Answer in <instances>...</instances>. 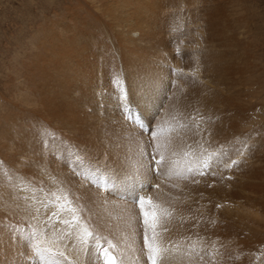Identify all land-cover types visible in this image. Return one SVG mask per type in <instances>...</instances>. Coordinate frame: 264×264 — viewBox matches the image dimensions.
Listing matches in <instances>:
<instances>
[{"label": "bare ground", "instance_id": "1", "mask_svg": "<svg viewBox=\"0 0 264 264\" xmlns=\"http://www.w3.org/2000/svg\"><path fill=\"white\" fill-rule=\"evenodd\" d=\"M88 1L87 4H89V7L97 9L98 13L95 12L97 15L89 13L91 11L87 14H83L84 12L82 13V11L85 9V6H83L82 2L72 7L62 1V3H60V8L56 10L58 13L54 15V18L45 19L42 21L41 25L39 23L37 27H34L35 37L42 34V38H38L37 41L35 40V52L30 60L31 62H29L30 64L24 66L26 75L23 76L26 80L27 95L30 94L32 97V101L29 104L31 105V111L29 112L32 115L31 120L33 123H43L47 127L52 128L54 132L51 133V135L54 134L56 137L54 141L63 139L61 141H68L69 143L74 142L73 145L75 148L72 150L81 148L86 149L88 151L87 160L95 162L94 164L91 163V165L96 167V171L98 169V172H102L104 177L116 180L117 187L108 193H101L98 188L99 191H96L90 183L91 178L85 175V172H82L83 168L80 167L81 164L79 161H75L74 159L59 161V157L65 156V153L71 150L72 146L69 143H67V146L63 149L54 142V146L50 148V153L58 157L55 159L46 156V158H44L43 155L46 153L44 151L41 154L39 151V140H35L27 147L28 150L33 151L36 157L30 158L32 179L29 189L12 191L7 184L8 188H5V193L0 195V264H48L44 263V260L40 262V259L36 256L32 262L35 258L37 262L36 260L34 263L31 262L34 253L31 250V241L29 242V240L34 230L38 233L41 229H45V239L48 241L53 239L54 233L55 236L58 237L62 234V231L66 230L65 225L54 223L55 220L53 218H47V214H50L56 205L59 209L56 211L60 214L59 221L70 218L67 210L61 211L59 207L61 204H66L67 202L63 198L57 200V197L65 196L69 201H72V207L78 208V215H82L84 219L90 222L106 225L103 230V235L110 238L116 245L110 252H113L112 254L119 257L120 264H145L147 247L144 240H142L144 233L139 229L141 225H138L140 221L137 220V211L129 202L132 199L124 201L125 199L123 200L119 197V186L123 184L120 181L124 179V176L121 177L119 173L124 172L126 168H128V164L131 165L132 169L134 167L137 168H134L136 170V174L133 176V182L135 184L137 183L138 186H140L141 183L152 185V180L146 179L142 175L145 169L144 163L140 162V165L138 164L139 162H137L134 163V165L132 162H135V160H132L131 163L127 161V164L125 160L128 159V157L125 159L123 155L124 147H126L124 142L126 139L124 140L123 137H126L128 133H132L130 127L132 128L133 126L130 125L131 123L128 124L129 122L126 120L125 114L130 113L129 116L131 120L135 122V125L139 126L140 123L143 122L146 126L147 121H145L144 117L140 114V107H143L145 104L149 109L148 115L156 112L158 113L157 120L160 121L161 119L160 123L163 122V118L172 122L167 123L171 124L169 125L170 127H167V125L165 126L173 130V132H171L172 134H168L169 139L166 141L167 148L165 147L168 150L167 154L169 152L172 158V160L170 158L173 162L172 174L178 172L186 162H193L190 159L194 158V156L199 153L198 151H200V153L203 151L198 149H205L208 145V147L211 146L210 144L212 143L204 146V141L206 139L204 132L208 129L210 132V140L214 142L212 145H215V147H213L216 153L213 157L217 159L216 165L218 164V169L221 170L223 167V160L228 159V157H221L220 155L223 149L222 143L224 147H226L223 150L231 154V159L237 156L234 150V144L236 142L235 137L238 127L236 119L240 111L238 110L239 104L237 105L236 103V90H234L237 84L233 77L237 72L236 65L233 66L231 62L228 61L226 63L221 61L220 59L222 57H219V55L215 56V60L206 59L212 57L211 55L219 49L218 43L224 39L223 34L218 28L219 22L217 19L214 18L212 20L213 16H209L212 25L210 28L213 30V32H211L213 36L211 35L212 37H210L208 35L209 38H211L209 45L204 46V42L201 38V42L197 40L198 43L196 41L197 44L193 43L194 46L192 45L193 47H199L200 50L198 49L192 52L193 50L191 51V49H194L193 47L190 48L189 45L180 46V41L176 44L174 41V43H171V40H173L172 38L175 36L181 38L186 37L187 39L191 35L193 36L195 31L198 32L197 27L204 23L201 20L203 19L206 21L204 18L196 20L193 18H185V16L176 17V19H171L172 17L161 18L163 16L159 18L156 14V10L158 9L157 4L159 3L158 0ZM170 2L172 3V0L169 1V3ZM172 4L175 7L182 5L179 0H173ZM194 4L197 6L196 3ZM214 4L215 6L217 5L216 3ZM226 5L227 4H225V6ZM53 12L55 11L53 10ZM170 13L171 12H169V14ZM210 15H213L212 12ZM209 17L207 18V22ZM175 26L181 29L185 26L193 27V30H191L192 28L185 27L184 29L188 32L185 33V30L171 29V27L173 28ZM196 28L197 30H195ZM229 30L230 29H228V31ZM231 31L230 34L233 33ZM202 35L199 34L198 36L201 37ZM205 35L207 36V34ZM231 37L233 36L231 35ZM196 39H198V37ZM227 46L230 52H228L226 58H236L232 41H229ZM180 55H184V57L189 56V59L200 58L202 62L200 61L201 63L199 62V65L196 64L197 66H194L195 64L192 65V62L188 65L187 61L189 59L187 60L186 58L182 62V59L180 60ZM22 64L24 65V61ZM186 71L188 74H191H186ZM212 72L213 74H211ZM210 74L211 77L207 76ZM117 76L120 77L119 86L126 87L131 93L130 96L127 97V100H123L124 103H127V108L123 113V117L117 114L116 109L110 108L111 87L112 91L113 85L117 87L115 81ZM7 88H10L9 85ZM214 88L218 93L223 94V97H221V94L217 93L218 95H216L217 97H215V100L207 96L204 98L203 95L208 92L210 93ZM11 89L8 90L10 91ZM23 91L25 90L23 89ZM211 93L213 94V92ZM196 96H203L197 97V99L201 100L200 102L198 101L199 103L194 102ZM192 97L195 98L192 99ZM22 99L24 98L22 97ZM26 100H28V97H26ZM197 113L200 114L197 116L203 117L204 121L207 120V118L210 119L207 120L209 123L203 122L205 123L201 129L203 132L192 130V127L194 128L196 125L192 118ZM9 114L12 115L11 113H8V115ZM172 114L173 116L175 115L176 119L172 118L171 121L169 118L172 117ZM1 117L3 118V114ZM240 117L241 116H239V118ZM195 119L197 122V118ZM173 120H175L174 123ZM13 121L16 120H12V122ZM164 122L166 123V121ZM185 123H189L191 129L187 130ZM174 124H176V127ZM205 125L207 128L206 130ZM4 126L6 127V125ZM20 128L22 127L20 126ZM16 129L18 130V128ZM128 130L130 131L128 132ZM183 130L184 133L182 132ZM19 134H22V132ZM36 134L39 135L40 133L38 132ZM13 138L11 139L13 140ZM16 139L17 138H15V141ZM226 139L227 141L224 142ZM127 140L129 141V139ZM4 142L8 143L9 141ZM10 144L13 145L12 142H10ZM139 148H142V146L138 147V149ZM11 149L14 151L15 147L14 149L10 148V150ZM133 149L135 150V148ZM10 150H8V152ZM19 152L18 150V155L22 153V150L20 154ZM130 152L133 153L135 151L131 150ZM14 155H12V157ZM83 155H85V153ZM83 155L81 154V156ZM23 156H27V154ZM128 156L130 160L133 157H131V154ZM25 158L27 159V157ZM136 158H138V156ZM96 163H101V166ZM136 164H138V166H136ZM263 164L260 165L263 166ZM84 165L88 166V163L86 162ZM169 168L170 166H168V169ZM126 173H128V171ZM221 174L222 177L218 178L214 175L215 178L213 182L215 183V187L212 188V190H206L204 187L203 191L198 192L199 189H196V186L193 185L195 184L193 181H188V183L185 181L179 182L178 179L173 180L172 178V180H168L170 183H165L162 181L164 177L162 179L153 180L154 184L158 185L157 191L155 188L148 189L145 187L143 190L141 189L144 195L146 194L147 198L150 197L153 204L158 206L153 208L155 209L154 211L165 209L171 214L163 221V227L168 230L162 231L161 228H157V243L172 248L171 264H199L197 256L198 251L204 246L208 247V243H217L218 245L213 252L209 250L206 252L204 251L205 260L227 255L235 258L239 256V253L242 256L243 252H239V247L244 248L245 252H249L251 244L258 242L246 238L249 234L253 233L251 220L254 219H251L253 218L252 215H250L251 217L246 215V217L242 219L238 213V201L241 199L238 188L241 187L242 189L243 202H251V194L256 190H253L254 183H251V176L245 175L242 177L241 181H238L237 178L229 180L224 179L225 174L223 172ZM81 178H83L85 182L83 180L79 181ZM263 178L264 177H262V179ZM201 181L206 182V180L203 179ZM45 184H48L49 192L43 191ZM31 186H33L32 189L30 188ZM259 186L261 187V185ZM198 187L197 184V188ZM260 187L258 188L260 189ZM164 192L167 194L166 196H163ZM255 193L259 194L258 191ZM217 205H221V207H217ZM249 208L247 210L251 211ZM255 210L256 209L252 211L255 212ZM45 221H48V223H45ZM60 225L62 227H59ZM259 228L263 227L259 226ZM10 233L12 234L11 241H9ZM16 237H19V240H17ZM244 237L246 239H243ZM46 245L47 244H41V247ZM221 245H226L227 248L224 249ZM51 246L54 250L63 251L65 253L67 259L64 257H55L56 260L62 258L60 262L63 260L64 264H98V261L101 260L97 259L94 248H89L85 245L82 251L81 246L74 237L72 239L66 238L60 240ZM193 247L195 249L194 251L191 250ZM86 253H90V255ZM202 264L210 263L205 261V263Z\"/></svg>", "mask_w": 264, "mask_h": 264}, {"label": "rangeland", "instance_id": "2", "mask_svg": "<svg viewBox=\"0 0 264 264\" xmlns=\"http://www.w3.org/2000/svg\"><path fill=\"white\" fill-rule=\"evenodd\" d=\"M62 1L65 4L72 6V7L76 6V4L79 5L82 2L83 6H85V9H83V11H82V13L84 12L83 14H87L89 11H91L89 13H91V14L93 13L92 15H97L96 13H98L96 8L93 9L92 7H89V4H87L89 2L88 0H79V1L78 0H0V119H1L0 120V123H1L0 124V139L2 140V142L0 140V195L5 193V188L7 189L8 186L10 187V189H12V191H17V190L23 191V190L29 189L30 182L32 179L31 178V169H30V167H31L30 166L31 165L30 160L32 158H36L33 151L27 149L29 144H32L35 140H39V151L41 152V154L44 151L46 153L43 155V157L56 159L58 157H56V155H54V154L51 155V153H50L51 146H54V144L56 143V145H59V147H62L63 149H65V147L67 146V143H69L68 141H61L63 139H59V140L56 139L57 141H51L49 139V136L51 135V133L54 132V130L52 128L47 127L43 123H35V124L33 123V121L31 120L32 115L29 112V111H31V109H30L31 105H29V104L32 101V97L30 94L27 95V92H26L27 91V85H26V80L24 78V76L26 75L25 74L26 70H25L24 66H28V64H30L29 62H31L30 60L32 59L33 54L35 52L34 42H36L38 38H42V34H39L38 37H35V32H34L35 28L34 27H37L39 25V23L41 25L42 21H44L45 19L54 18V15L56 13H58V11H56V10H57V8L58 9L60 8V3H62ZM169 1H171V0H169ZM169 1L168 0L167 1L166 0H158L159 3L157 4V8L159 10L158 9H157L158 11L156 10V14H157V16H159V18L161 16H163L161 18H165V17L171 18L172 17L171 19H173V18L176 19V17L185 16V18L186 17L187 18H193L194 20L199 19V18L206 19V21H204L203 19L201 20L204 23H202L203 25L201 24V26L197 27L198 32L195 31V33H194L191 31L192 33L195 34V35L193 34L194 38L192 35H191L192 37L190 36V37H188V39L185 36H182L185 38L175 36L176 38L173 37L172 38L173 40H171V43L175 42L177 44L180 41V46L189 45V47L192 48L194 46V44L196 43V41L198 40L201 42V38H202V41L204 42V46L205 45L208 46L209 42L211 41V38H209V36L210 37L213 36V33L211 34V32H213V30H212V28H210V27H212V25H211V21H210L211 19L209 16H213L212 20L214 18H216L217 21L219 22L218 28H219L220 32L223 34L224 39L218 43L219 49L216 50L211 55L212 57L206 58V59L215 60L216 59L215 56L219 55V57H222L220 59L221 61H224L225 63L228 61V62H231V64L233 66L236 65V71L237 72H236V75L233 77H234L237 84L235 85L234 90H236L235 91L236 103H237V105L239 104L238 105L239 107L238 106L237 107H238V110L240 112H238V117L236 119V124L238 125V127H237V133H236V137H235L236 142L234 144V150L236 151L237 156L234 159L238 161V167H232L230 170H226V169H224V167L220 166V167H222V169L220 170V169H218V164L216 165V160H217L216 157L215 158L213 157V160L211 161V167L205 170L208 173L207 175L201 176V175H199V172L196 171V169L199 167L200 163L202 162L201 160L206 158L209 154H213V156H215L214 154L216 153V152H214L215 145H212V144H214V142H211V140H210L209 129L206 130L207 129L206 125H207V123H209L207 120H210V119L207 118V120L204 121L203 117L201 118L200 116L199 117L197 116L199 113L195 114V116H194L195 118H197V122H196V119L194 117L192 118L196 123L194 128L192 127V130L193 131H196V130L202 131L201 129L203 128V125L205 124L203 122H207L205 125L206 131L204 132V134L206 135V139L204 141V143H205L204 146L212 143L210 145L212 147L213 146L214 147L212 149V147L211 146L208 147L209 146L208 145L205 147V149H203V148L198 149V150H201V151L203 150V151L201 153H200V151H198L200 154L197 153L194 156V158L190 159L193 162H191V161H190V163L186 162L184 164V166L181 167V169L179 167L180 170L178 172H175L172 174L171 170L173 169V166H172L173 162L171 161L172 158L169 155L170 153L168 152V154H167L168 150L166 149L167 148L166 141H168V139H169L168 134L173 132L172 128H167V127H170L169 125H171V124H167V123H172V122H170L166 118L165 119L163 118V117H167V116H163L162 121L163 122L166 121V123L164 122L165 125L163 124L164 125L163 126L162 125L163 122L160 123L161 119H160V121L157 120L158 115L156 112H153V114L149 115L150 117L153 118V123L151 124L150 131L154 135L157 136L156 140H152L151 137L149 136V128L147 125L143 129H141L140 126L135 125V122L133 120H131V117L129 116L130 113L125 114V118L129 122L128 124L131 123L130 125L131 126L133 125L135 127L132 126L133 129L130 127L132 133H128L126 135V137L125 136L123 137L124 140L129 139V141L127 140L129 143L126 140L125 141L123 140L125 142V145H126V147H124L123 155H124L125 159L128 157V159H126V160L124 159V160L126 162L128 161L130 163L132 162V160L133 161L135 160V162H132V164L139 162L138 164L141 165V163H144L143 164L144 168H146L147 164H148V160L150 159V157L148 155H144L143 157H145V156L146 157L143 158V157H141V154H139V153H141V149H143L145 147L144 143L150 142V144L148 146L149 152H155V147L157 144H159L160 145V151L163 152V154L165 155V159H166L165 160V167L161 171L164 173L171 172V177L173 178V180L178 179L179 182L185 181L188 183V181H190V182L193 181V183H195V184H193V183L192 184L194 186H196L197 190L199 189L198 192L203 191L204 187L206 190H212V188L215 187V183L213 182L214 181L213 179L215 178V176H217L216 178L222 177V174H221L222 172L225 174L226 177H231V179L237 178L238 181L239 180L241 181L242 177H244L245 175H250L251 176V183H254L253 190L256 189L255 192L258 191L259 194H256L253 191V193L251 194L252 201L251 202L246 201L247 203L243 202V200H242L243 192H242L241 187H239L238 190L240 192V196H241L240 198L241 199H240V201H238V204H239L238 213L242 219H244L246 217V215H248V216L252 215L253 218H251V219H254V220H251V225H253V228H252L253 233L249 234L248 237H246V238H249L253 241H258V242H254L253 244H251V248H250L249 252H245L244 248L239 247V252H243L242 256L239 253V256H237L235 258H232V257L227 255V256H220V257H213V258L205 260L204 259V251L206 252L209 250V251L213 252V250L218 245L217 243H215V244H213V243L209 244L208 243L207 244L208 247L204 246L202 249H200L198 251L197 256H198L199 264L205 263V261H208L210 264H264V229H263L264 228V208H262V207H264V206H262V205H264L263 204L264 203V195H263L264 185H262V184H264V178L262 179V177H264V170H261V169H264V164H263V162H264V159H263L264 158V0H240V1L239 0H231V1L230 0H215V2H214V0H183V1L179 0L182 3V5L177 6V7L173 6V4H172L173 0H172V3L170 2L171 4L169 3ZM184 2H185V5H184ZM194 3H196L197 6ZM208 3H210V4H208ZM214 3H216L217 5L215 6ZM190 4H192V5L194 4V5L192 6ZM225 4H227V5L225 6ZM190 6H192V7H190ZM161 7H163L164 9ZM186 7H187V9H186ZM189 8H191L192 10ZM171 9H173V10H171ZM53 10L55 12H53ZM174 10L176 11V13ZM167 11H169L171 13L169 14V12H167ZM211 12L213 15H210ZM178 14H182V15H178ZM186 14H187V16H186ZM217 15H219V16H217ZM208 17H209V19L207 22ZM185 18H181V19H185ZM177 19H179V18H177ZM220 20H221V22H220ZM228 26H229V28H228ZM185 27L187 28L188 26H185ZM185 27H182V29H181L180 27L175 26L173 28L171 27V29L175 28L174 30H177V29H179L181 31L185 30V33H186L187 31H186V29H184ZM208 27L210 28V31H209ZM188 28H192L191 30H193V27H188ZM197 28L195 30H197ZM222 28H223V31H222ZM228 29H230V30L228 31ZM202 30H203V32H202ZM231 30H233V31H231ZM189 31H190V29H189ZM230 31L233 33L230 34ZM41 33H43V32H41ZM204 33L207 34V36ZM182 34H184V33H182ZM199 34L200 35L203 34V35L200 37V36H198ZM231 35L233 37H231ZM229 36H230V38H229ZM197 37H198V39H196ZM203 38L205 39V41ZM176 39L178 40V42ZM191 39L194 40L195 42L192 41ZM198 41H197V43H198ZM229 41H232V43L234 44V51L236 53V55H235L236 58L235 57H232L231 59L226 58V56L228 55V52H230V50L227 46ZM193 48L194 49H191V51L193 50L192 52L199 49V47H193ZM178 53H179V51H178ZM199 57H201V56H199ZM186 58L188 60L189 56L184 57V55H182V56L180 55V60L182 59L181 60L182 62ZM191 59H193V60H191ZM194 59L195 58H190L188 61L186 60L188 62V65L192 62L191 63L192 65L195 64L194 66H197L196 64L199 65L202 62V60L200 58L199 59L196 58L195 60ZM23 61H24V65L22 64ZM179 66H181V65H179ZM242 67H245V68H242ZM241 69L243 70V72ZM185 73L188 74L187 71ZM190 74L191 73H189L188 75H190ZM211 74H213V72ZM211 74L207 75V76L211 77ZM6 85L7 86L9 85L10 88H7ZM119 87L121 89H123L124 91L126 90L125 92L127 93V97L130 96L131 93H130V91L127 90L126 87H122L121 85ZM114 88L116 89L117 87H115V85H113V91L115 90ZM224 88H221V89H224ZM8 89H11V90L9 91ZM23 89L25 91H23ZM113 91H112V87H111L110 108L116 109L117 114L119 116L122 115V117H123V113H124L125 109L127 108V107L125 108L124 106L125 105L127 106V103L123 102L124 99H122V97L120 99H117L116 95H118V93L115 91L113 92ZM211 92H213V94ZM217 93H218L217 90H215V88H214L213 90L210 91V93L208 92L207 94H205L203 96H204V98H206V96H207V97H210L211 99L215 100L216 99L215 97H217L216 95L221 94V93H218V94ZM211 94L213 97L211 96ZM222 95L223 94H221V97H223ZM203 96H196V98L192 97V99L195 98L194 102L199 103L201 100L197 99V97H203ZM22 97L24 99H22ZM26 97H28V100H26ZM114 98H116V99H114ZM7 102H9V103H7ZM10 103H12V104H10ZM115 103H116V105H115ZM7 105H9V106H7ZM11 108H12V110H11ZM241 108H242V110H241ZM241 111H243V112H241ZM8 113H11L12 115H10V114L8 115ZM2 114H3L4 120L1 117ZM24 114H25V116H24ZM239 116H241V117L239 118ZM10 117H12L13 119ZM168 117H169V115H168ZM243 117H245L246 120ZM172 118L176 119L175 115L173 116V114H172V117L169 119L171 120ZM12 120H16V121H13L14 122L13 123ZM18 120L20 121V125H19ZM156 120H157V122H156ZM174 121L175 120H173V123H174ZM2 123H3V125H2ZM15 123H16V125H15ZM158 123H160V124H158ZM22 124H23V126H22ZM1 125H2V127H1ZM4 125H6V127ZM166 125H167V127H165ZM189 125H190L189 123L188 124L185 123L187 130L191 129V127ZM7 126L10 128H8ZM20 126L22 128H20ZM174 126L176 127V124H174ZM16 128H18V130ZM184 130H185V128H184ZM184 130L182 131L183 133H184ZM8 131H10V132H8ZM12 131H15V132H12ZM129 131L130 130H128V132ZM4 132H6L7 134ZM16 132H18V133H16ZM21 132L23 135L19 134ZM38 132L40 133L39 135L36 134ZM43 133H48L49 136L43 135ZM136 133H137V135H136ZM4 134L7 136H5ZM19 137H21V138H19ZM11 138H13V140ZM15 138H17L16 141H15ZM30 139H32V140H30ZM26 140H28L29 142ZM4 141H7V142L9 141V142L5 143ZM226 141H227V139L224 140V142H226ZM10 142H12L13 145H11ZM69 144L72 146L71 150L75 148V146L73 145L74 142L69 143ZM20 145H22V146H20ZM128 145H129V147H128ZM135 145H136V147H135ZM139 145L142 146V148L138 149V147H140ZM222 146H223L222 147L223 149L226 148V147H224L223 143H222ZM14 147H15V149H14ZM18 147H19V149H18ZM127 147H128V149H127ZM10 148H13L14 151L12 149H11L12 150L11 151ZM125 148H126V150H125ZM133 148H135V150ZM25 149H27V150L24 151ZM8 150H10V151L8 152ZM18 150L20 151L19 154L21 153V150H22V153L20 155H18ZM71 150H69V152L65 153V156L59 157L58 160L62 161V160H67V159L68 160L74 159L75 161H78L77 160V155H78V156L82 157V159L85 161V163L89 161V160H87L88 159L87 158L88 151L86 149H82V148L76 149V150H72L73 152ZM131 150L135 151V152L132 153V152H130ZM2 151L4 152V154ZM238 151L242 152V154L238 155L237 154ZM127 152H130V153H127ZM14 153L16 156L14 155ZM84 153H85V155H83ZM125 153H126V156H125ZM135 153H137V154H135ZM25 154H27V156H23ZM81 154L83 156H81ZM129 154H131V157L133 156L132 158H134V159L131 158V160H130V158L128 156ZM166 154L169 156H167ZM4 155H6V156H4ZM12 155H14V156L12 157ZM159 155H160L159 152H155L156 159H159ZM10 156H11V158H10ZM137 156H138V158H136ZM25 157H27V159ZM197 157H199V158H197ZM170 158H171V160H170ZM182 159H184V158H182ZM198 159H199V161H198ZM96 160H99V159H96ZM258 160L260 162L261 161L262 162L260 163ZM128 162H127V164H128ZM91 163L94 164L95 162H91ZM145 163H146V165H145ZM153 163H154V161H153ZM194 163H196V164H194ZM24 164H25V166H24ZM96 164L97 165L99 164V166H101L100 165L101 163H96ZM138 164H136V166H138ZM190 164L193 166V173L192 174H189L187 172V168ZM260 164L261 165L263 164V166H261ZM27 165H28V167H27ZM167 165L170 166L169 169H168ZM13 166H15V167H13ZM20 166H22V167L24 166L26 168L23 167V169H22V167H20ZM127 166H128V168H126V170L124 172L119 173V174H121V177L124 176V179L120 181L123 184L119 186L120 187L119 197L122 198L123 200L125 199L124 201H129L128 199H132L129 202L134 206V208L137 211V220L140 221V222H138V225L139 224L141 225V226L139 225L140 226L139 229L141 232L144 233L143 215L141 213L139 205L133 203V197L136 193H140L145 197H146V194L144 195V193L141 191V187L138 186L137 183L135 184L133 182V176L136 174L135 169H137V168L134 167L135 169L134 168L132 169L130 164H128ZM129 166H130V168H129ZM80 167L83 168L82 172H85V175H87L88 177L91 178L90 183L96 189V191L100 190L99 192H101V193H108L117 187V181L116 180H114L113 178L104 177L102 172H100V171L98 172V169L96 171V167L94 165L93 166L92 165H90V166L89 165L88 166L80 165ZM24 169H25V171H24ZM164 170H166V171H164ZM127 171H128V173H126ZM259 171L261 172V174ZM130 172H132V173H130ZM213 172L215 173V176L214 175L212 176ZM76 173H77V171H76ZM129 173H130V175H129ZM177 173H180L181 175L176 176ZM184 175H187L188 179L181 178V176H184ZM102 176H103V180H101ZM225 176H224V179H227V178H225ZM172 178L171 179H165V176L161 175L158 179H162V181H164L165 183H170V181H168V180H172ZM202 179L206 180V182L205 181L202 182L201 181ZM208 179H210V180H208ZM80 180L84 181L83 178L79 179V181ZM151 180H152L151 181V183H152L151 189L155 188V190H156L157 185L154 184V182H153L154 179H151ZM155 180H157V179H155ZM194 180L199 181V182L197 183ZM227 180H229V179H227ZM90 183H89V185H90ZM196 183L199 186L198 188H197ZM7 184H8V186H7ZM208 184L212 185V186L209 188ZM259 185H261V187ZM258 187H260L261 191ZM30 188L32 189L33 186H31ZM57 189H60V188H57ZM106 189H108V191ZM43 191L49 192L48 184H45ZM153 192H155V191H153ZM110 195H112V194H110ZM166 195L167 194L164 192L163 196H166ZM253 195H255V196H253ZM259 205H260V207H259ZM248 208L251 209V211L254 209H256V210H255V212L254 211L251 212L250 210H247ZM56 210H59L57 205L54 209H52L50 214L49 213L47 214L48 215L47 218L52 219V213H54V212L58 213ZM149 210L154 211L155 209H153V208L151 209L149 207V205L146 203L145 204V211H149ZM243 211H244V213H243ZM241 213H242V215H241ZM54 220H55L54 223L62 224L59 221L60 220V214H59L58 220L57 219H54ZM258 225L260 227H263V228H259ZM0 226H1V223H0ZM59 227H62V226L60 225ZM249 233H250V231H249ZM148 235H149V237H151V229H149ZM246 238L244 237L243 239H246ZM142 240H144V236L142 237ZM30 241H31V243L33 242L32 237L29 240V242ZM29 245H30V243H29ZM221 246L224 249L227 248L226 245H221ZM94 250L97 252V250L95 248H94ZM112 253L113 252H110V254H112ZM111 256L115 259L117 264H120L119 257L115 256L114 254H112ZM34 257H35V254H34L33 258H31V262L34 259ZM58 257H60V256H57L56 258H58ZM59 259L60 260H58V261L60 262L62 258H59ZM99 259H101V260L98 261L99 262L98 264H104L103 257L101 256ZM35 260H36V258H35ZM34 261L32 263H34ZM39 261L42 262V260H39ZM118 261H119V263H118ZM36 262H37V260H36ZM43 262L48 263L47 260H44ZM63 262L64 261L62 260V262H60V264L61 263L64 264Z\"/></svg>", "mask_w": 264, "mask_h": 264}, {"label": "snow or ice", "instance_id": "3", "mask_svg": "<svg viewBox=\"0 0 264 264\" xmlns=\"http://www.w3.org/2000/svg\"><path fill=\"white\" fill-rule=\"evenodd\" d=\"M117 88L114 90L118 93L117 99L123 97L124 100H127V93L119 87L120 77L117 76L115 78ZM127 107L126 105L124 106ZM139 107V106H138ZM149 109L146 104L143 107H140V114L144 117V120L147 121V126L149 128V136L152 140H156L157 136L154 135L150 129L151 124L153 123V118L148 115ZM158 114V113H157ZM140 128L143 129L145 124L143 122L140 123ZM43 135L49 136L48 133H43ZM49 139L51 141L55 140V136L50 135ZM150 142H145V147L141 149V157L144 155H148L150 159L148 160L147 167L144 169L142 175L146 179H158L161 175L165 176V179H171V173H164L161 170L165 167V156L163 152L160 151V145L157 144L155 147V152H159V159H156L155 152H149L148 146ZM238 155L242 154V152H237ZM221 157H228L227 160H223V167L226 170H230L232 167H238V161L235 159H231V154L224 151H221ZM77 160L83 166L85 161L82 157L78 156ZM213 160V154H209L206 158L202 160L199 167L196 171L199 172V175H207L208 173L205 171L206 169L211 167V161ZM154 161V163H153ZM88 165H91V161L87 162ZM187 172L189 174L193 173V166L190 164L187 168ZM75 174V173H74ZM180 176V173H177ZM212 175H215L213 172ZM183 179H188L187 175L181 176ZM227 179H231V177H226ZM103 180V176L101 177ZM199 182V181H195ZM141 189L143 190L145 187L151 189L152 185L144 183L140 184ZM158 187V185H157ZM211 187V185H209ZM107 190V189H106ZM63 198L67 203L61 204L60 210L64 211L65 209L69 213L68 219H63L60 221L63 225L66 226V230L62 231L60 236L53 235V239L48 241L45 239L46 230L41 229L38 233L36 230L33 231L32 237L33 242L31 243V250L35 254V256L40 260H47L48 264H60L58 260L55 259L56 256L64 257L65 253L63 251L54 250L51 246L56 244L60 240L64 239H72L73 237L81 246V250L83 251V246L87 245L89 248H95L97 250L96 256L99 259L101 256L103 257L104 264H116L115 259L111 256L110 250L114 249L116 245L110 240L107 236L103 235V230L106 225H101L99 223H93L89 220L83 218L82 215H78V208L72 207V201H69L67 197H57V200ZM133 203L138 204L143 215V225H144V243L147 247V256L145 264H171V253L172 248L165 246L163 244L157 243V228H161L162 231H167L168 229L163 227V221L166 220L171 214L167 212L165 209H160L159 211H145V204L147 203L150 208H156L158 206L154 205L151 201V198H146L140 193H136L133 197ZM217 207H221V205H217ZM53 219L59 218V213H52ZM48 223V221H45ZM214 223V221H213ZM54 227V226H53ZM151 229V237H149L148 232ZM19 240V237H16ZM12 240V234L9 235V241ZM41 244H47L48 246L41 247ZM194 251V247L191 249ZM90 255V253H86Z\"/></svg>", "mask_w": 264, "mask_h": 264}]
</instances>
